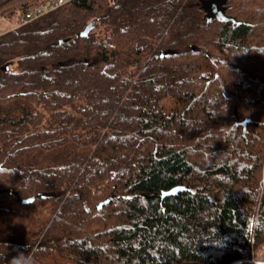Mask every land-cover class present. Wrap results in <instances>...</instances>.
I'll return each mask as SVG.
<instances>
[{
  "label": "trees",
  "instance_id": "obj_1",
  "mask_svg": "<svg viewBox=\"0 0 264 264\" xmlns=\"http://www.w3.org/2000/svg\"><path fill=\"white\" fill-rule=\"evenodd\" d=\"M206 1L70 0L0 34V264L264 247V0Z\"/></svg>",
  "mask_w": 264,
  "mask_h": 264
},
{
  "label": "water",
  "instance_id": "obj_2",
  "mask_svg": "<svg viewBox=\"0 0 264 264\" xmlns=\"http://www.w3.org/2000/svg\"><path fill=\"white\" fill-rule=\"evenodd\" d=\"M223 3V0H213V1H206V2H203L201 4V7L204 8L205 12H207L208 15H210L211 13H216L217 15L218 14H221L222 13V10H221V4ZM91 29V24H89L81 33H80V36L81 37H86L89 33ZM233 116L234 118L236 119V121L239 120V115H238V109L237 107L234 108L233 110ZM243 127L245 126V122L242 123ZM178 191V189H173L171 191H168V192H163L162 193V199L165 198V197H168V196H171L173 195L174 193H176ZM53 194L51 193H41V194H38V195H34L32 197H29L27 199H24L21 201V203L23 205H29L31 203H33L36 199H39V198H42V199H46V198H49V197H52ZM110 198L99 203V205L97 206V209H101L102 206L108 204L110 202Z\"/></svg>",
  "mask_w": 264,
  "mask_h": 264
},
{
  "label": "built area",
  "instance_id": "obj_3",
  "mask_svg": "<svg viewBox=\"0 0 264 264\" xmlns=\"http://www.w3.org/2000/svg\"><path fill=\"white\" fill-rule=\"evenodd\" d=\"M68 1H70V0H47L44 3L37 4V5L33 6L32 8L26 10L25 13L22 14L18 18L17 26L18 27L24 26V25L28 24L29 22H32V21L50 13L51 11L56 10L60 6L66 4ZM260 185L263 188V186H264V179L263 178L260 180ZM251 251L252 250L247 251L244 255V258L237 261V262L243 261L244 259H248L247 256H249L250 253L252 256L253 254Z\"/></svg>",
  "mask_w": 264,
  "mask_h": 264
},
{
  "label": "rangeland",
  "instance_id": "obj_4",
  "mask_svg": "<svg viewBox=\"0 0 264 264\" xmlns=\"http://www.w3.org/2000/svg\"><path fill=\"white\" fill-rule=\"evenodd\" d=\"M16 17H17L16 14L11 15L9 17L0 14V34L13 29ZM251 252L253 255L251 256L250 253V255L247 256L248 259H244L243 261L235 262L233 264H264V247H262L258 251H251ZM187 264H193V263H187Z\"/></svg>",
  "mask_w": 264,
  "mask_h": 264
},
{
  "label": "crops",
  "instance_id": "obj_5",
  "mask_svg": "<svg viewBox=\"0 0 264 264\" xmlns=\"http://www.w3.org/2000/svg\"><path fill=\"white\" fill-rule=\"evenodd\" d=\"M47 0H12L9 3H7L4 7L0 8V14L5 16H11V15H17L14 26L15 28L17 26V20L20 14V11L26 7V10L32 8L33 6L37 4H41L46 2Z\"/></svg>",
  "mask_w": 264,
  "mask_h": 264
},
{
  "label": "clouds",
  "instance_id": "obj_6",
  "mask_svg": "<svg viewBox=\"0 0 264 264\" xmlns=\"http://www.w3.org/2000/svg\"><path fill=\"white\" fill-rule=\"evenodd\" d=\"M12 264H31V261L23 259L21 255L20 257H17L14 260H12Z\"/></svg>",
  "mask_w": 264,
  "mask_h": 264
}]
</instances>
